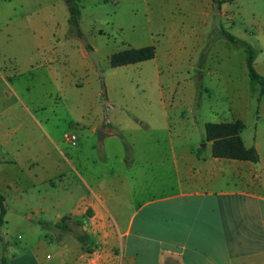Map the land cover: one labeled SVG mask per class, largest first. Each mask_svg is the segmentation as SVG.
I'll return each mask as SVG.
<instances>
[{"label":"crops","instance_id":"1","mask_svg":"<svg viewBox=\"0 0 264 264\" xmlns=\"http://www.w3.org/2000/svg\"><path fill=\"white\" fill-rule=\"evenodd\" d=\"M110 1L148 13L145 35L121 50L153 45L154 37L180 45L229 17L212 0L79 4ZM0 7V264H264V138L258 113L247 122L244 97L237 94L230 120L212 123L240 120L257 161L212 156L205 128L197 148L147 146L138 128L134 147L124 148L113 139L121 133L111 127L110 103L98 100L94 48L68 24L66 3L0 0ZM134 19L125 23L135 28ZM157 56L155 47L148 60Z\"/></svg>","mask_w":264,"mask_h":264},{"label":"rangeland","instance_id":"2","mask_svg":"<svg viewBox=\"0 0 264 264\" xmlns=\"http://www.w3.org/2000/svg\"><path fill=\"white\" fill-rule=\"evenodd\" d=\"M222 4L229 16L222 24L210 20L202 27V35L191 34L176 46L169 47L160 37H154L156 60L116 68L109 66L106 57L126 47L130 37L145 35L148 13L138 7L134 15L133 7H115L111 1L99 7H80V28L97 54L102 73L93 66L101 90L98 100L110 103L107 115L113 118L111 127L121 133L113 139L124 148L134 147L129 143L137 136L134 128L147 135L150 147L197 148L205 144V122L232 118L237 94L249 105L248 123H254L255 112L259 114L255 123L264 138V95L260 96L259 84L248 76L244 50L221 32L226 30L257 50L254 68L264 76V0H222ZM129 17L135 18V28L125 23ZM118 23L124 27L118 28ZM3 50L0 44V62ZM198 68L203 70L201 77L196 76L194 69ZM252 134V126L243 131L246 144ZM99 141L94 137L96 146ZM101 141L106 143L107 139ZM203 148L209 152L210 144Z\"/></svg>","mask_w":264,"mask_h":264},{"label":"trees","instance_id":"3","mask_svg":"<svg viewBox=\"0 0 264 264\" xmlns=\"http://www.w3.org/2000/svg\"><path fill=\"white\" fill-rule=\"evenodd\" d=\"M68 9V24L74 30L77 36L83 37V33L79 26L80 19V4L79 0H63ZM215 7H219L222 0H212ZM222 34L231 42L239 45L245 52L246 66L250 79L257 82L260 86V96L264 94V76L259 74L254 68V61L257 55V50L247 43L240 40L226 30L221 31ZM86 48L90 49L89 45ZM155 46L148 45L140 48H126L117 53H114L109 58L111 67L122 66L131 63H137L148 60L154 57ZM205 140L212 141V156L218 158H231L239 160L257 161L259 156L256 149L251 146L245 147L241 139V131L244 124L240 120H235L230 123H212L207 122L204 125ZM4 198L0 193V217L5 212L3 205ZM1 264H6L4 261Z\"/></svg>","mask_w":264,"mask_h":264},{"label":"water","instance_id":"4","mask_svg":"<svg viewBox=\"0 0 264 264\" xmlns=\"http://www.w3.org/2000/svg\"><path fill=\"white\" fill-rule=\"evenodd\" d=\"M88 55H89V57L93 60V63H94V65H95V67H96L98 73H99V74H102V73H101V70H100L99 60H98V57H97L96 52H95V51H90V52L88 53ZM99 134H101V133H99Z\"/></svg>","mask_w":264,"mask_h":264},{"label":"built area","instance_id":"5","mask_svg":"<svg viewBox=\"0 0 264 264\" xmlns=\"http://www.w3.org/2000/svg\"><path fill=\"white\" fill-rule=\"evenodd\" d=\"M67 139L72 145H75L77 142V136L74 133H71Z\"/></svg>","mask_w":264,"mask_h":264}]
</instances>
